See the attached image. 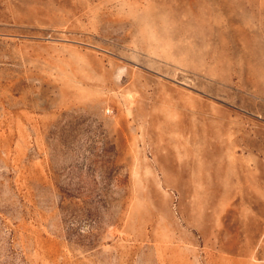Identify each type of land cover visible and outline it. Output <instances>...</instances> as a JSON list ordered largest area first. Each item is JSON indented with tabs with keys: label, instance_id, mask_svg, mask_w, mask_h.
I'll return each mask as SVG.
<instances>
[{
	"label": "rangeland",
	"instance_id": "rangeland-1",
	"mask_svg": "<svg viewBox=\"0 0 264 264\" xmlns=\"http://www.w3.org/2000/svg\"><path fill=\"white\" fill-rule=\"evenodd\" d=\"M0 264H264V0H0Z\"/></svg>",
	"mask_w": 264,
	"mask_h": 264
}]
</instances>
